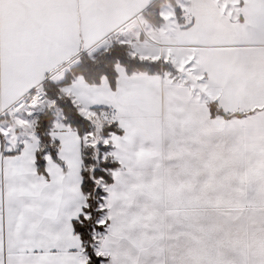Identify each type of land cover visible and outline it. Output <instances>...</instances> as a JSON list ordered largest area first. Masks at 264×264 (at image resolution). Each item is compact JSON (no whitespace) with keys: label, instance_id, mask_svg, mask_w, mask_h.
<instances>
[{"label":"snow or ice","instance_id":"1","mask_svg":"<svg viewBox=\"0 0 264 264\" xmlns=\"http://www.w3.org/2000/svg\"><path fill=\"white\" fill-rule=\"evenodd\" d=\"M0 264H264V0H0Z\"/></svg>","mask_w":264,"mask_h":264}]
</instances>
